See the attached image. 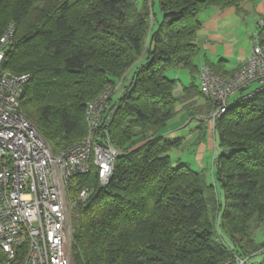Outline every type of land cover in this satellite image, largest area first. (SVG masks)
Segmentation results:
<instances>
[{
	"label": "trees",
	"instance_id": "obj_1",
	"mask_svg": "<svg viewBox=\"0 0 264 264\" xmlns=\"http://www.w3.org/2000/svg\"><path fill=\"white\" fill-rule=\"evenodd\" d=\"M243 1L159 0L161 19L153 23L149 0L139 8L134 0H0V36L9 23L15 30L2 70L29 74L20 110L54 155L86 137V103L138 64L124 93L107 100L101 122L119 152L112 177L101 185L90 168L68 181L67 199L78 215L73 264H245L264 251L256 240L264 230V91L214 123L226 151L214 158L223 207L203 172L171 164L168 152L181 140L160 135L178 111L196 120L200 139L210 132V103L199 85L192 81L176 95L178 81L166 73L184 69L196 77L200 14L239 11ZM221 63L204 65L232 77ZM82 190L87 198L76 202ZM217 224L232 246L220 239ZM0 264H23V252L8 260L0 248Z\"/></svg>",
	"mask_w": 264,
	"mask_h": 264
},
{
	"label": "built area",
	"instance_id": "obj_2",
	"mask_svg": "<svg viewBox=\"0 0 264 264\" xmlns=\"http://www.w3.org/2000/svg\"><path fill=\"white\" fill-rule=\"evenodd\" d=\"M264 22L253 32L250 55L229 78L214 75L206 65L199 70V89L210 103L213 124L236 103L264 91ZM15 35L13 24L0 37V248L13 260L23 252V264H72L69 212V179L97 171L99 183L112 177L119 152L101 126L108 99L117 87H107L86 103L88 132L54 155L36 128L23 116L20 100L29 74L2 70V61ZM80 191L79 200L87 198ZM237 259L235 264H242Z\"/></svg>",
	"mask_w": 264,
	"mask_h": 264
},
{
	"label": "rangeland",
	"instance_id": "obj_3",
	"mask_svg": "<svg viewBox=\"0 0 264 264\" xmlns=\"http://www.w3.org/2000/svg\"><path fill=\"white\" fill-rule=\"evenodd\" d=\"M149 1L152 3V14H153L152 20L153 23H155V21H159L161 19L159 0H149ZM141 2L142 0H134V3L136 4L137 8L140 7ZM242 6L245 10L248 11L249 14H253L254 13L253 10L256 9L257 14L255 16L257 17V19H259V17H262V19H264V0H254V1L245 0L243 1ZM10 24L12 23H9L8 25ZM6 28L4 29V32ZM4 32L2 33V35L4 34ZM137 65L138 64H136V66ZM136 66L130 68L127 71V73L124 74V77L122 76L119 79V82L117 83L118 88L112 95L113 100H117L124 93V86L126 85V81L129 79L130 75L132 74ZM236 72H234V74ZM166 76L170 79L177 80L181 84V86H188L192 81H194V83L197 84L199 81L198 77L195 76L191 77L189 72L184 69L168 70ZM123 78H125V81L123 85H121V80H123ZM117 85L115 86L113 85L109 87H117ZM240 108L241 107L239 106L237 107V109ZM200 117L206 118L205 116H200ZM189 122L191 123L188 125ZM209 128H210L209 134L207 132L206 137L200 139V134L196 130L195 123L188 118L187 114L184 111H178L176 115L166 123L165 127L162 128V130L160 131V135H162L163 138L168 141H172L174 139L181 140V143L177 148H173L172 150H170V152H168L169 160L171 164L174 167L177 166L178 164H184L192 171L203 172L206 176L207 183L212 184L214 186L217 194L218 203L221 205V207H223L224 196L220 185L216 181V166L214 164V158L217 157L221 152L226 153V151L222 150L219 147L218 133H216L215 135L213 134L214 124L212 127L209 125ZM77 198H76V202L84 201V200H79ZM67 200L69 204L72 203V201H70L69 199ZM74 205L75 203L73 202L72 211L70 210L69 212L71 244H72V232H73L72 225L74 223L73 219H77L78 217L76 211L74 210ZM217 232L220 239L226 245L232 246L228 238L223 234L221 227L218 224H217ZM256 240L258 243H262L264 241V230H259L257 232ZM258 263H264V251H260L255 255L251 256L249 259H247V262L245 264H258Z\"/></svg>",
	"mask_w": 264,
	"mask_h": 264
},
{
	"label": "crops",
	"instance_id": "obj_4",
	"mask_svg": "<svg viewBox=\"0 0 264 264\" xmlns=\"http://www.w3.org/2000/svg\"><path fill=\"white\" fill-rule=\"evenodd\" d=\"M242 4L239 11L234 8H209L201 13L199 17L201 29L197 33L200 53L195 59L198 68L204 64H216L222 61V71L229 75L239 70L245 59L249 57L253 32L257 24L264 19L262 17L257 19L256 9L253 10V14H249ZM197 84L199 85V81ZM178 85L176 95L180 93L181 84L178 82ZM192 122L196 127V120Z\"/></svg>",
	"mask_w": 264,
	"mask_h": 264
},
{
	"label": "water",
	"instance_id": "obj_5",
	"mask_svg": "<svg viewBox=\"0 0 264 264\" xmlns=\"http://www.w3.org/2000/svg\"><path fill=\"white\" fill-rule=\"evenodd\" d=\"M115 112H116V108H115V107L112 108V109L108 112V114H107V116H106V118H105V123H106L107 125H110V124L112 123L113 118H114V115H115Z\"/></svg>",
	"mask_w": 264,
	"mask_h": 264
}]
</instances>
